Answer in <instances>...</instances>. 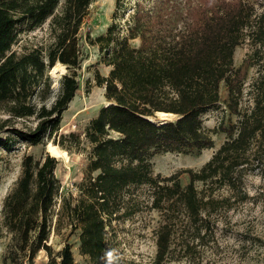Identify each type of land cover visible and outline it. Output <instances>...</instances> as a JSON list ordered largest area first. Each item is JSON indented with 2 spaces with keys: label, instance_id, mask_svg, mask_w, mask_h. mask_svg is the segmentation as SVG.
<instances>
[{
  "label": "trees",
  "instance_id": "1",
  "mask_svg": "<svg viewBox=\"0 0 264 264\" xmlns=\"http://www.w3.org/2000/svg\"><path fill=\"white\" fill-rule=\"evenodd\" d=\"M93 1L0 0V104L9 115L0 119V145L10 149L16 140L37 145L48 139L67 147L63 138L58 141L54 135L80 87L81 33ZM123 1L116 0L117 11L123 9ZM255 3L264 8V0ZM48 21L50 44L22 53L13 50L25 26L35 29ZM115 29L113 23L106 34L86 35L111 67L107 76L96 73V84L105 88L110 105L103 106L86 128L93 147L80 194L61 193L55 156L26 155L21 175L3 204L4 225L13 235L6 259L12 262L33 264L45 250L47 264H75L70 243L59 252L49 244L54 232L62 234L66 228L68 235L80 230L81 255L91 264H102L107 227L128 212L123 211L124 193L132 186L148 185L151 208L170 219L159 233L153 263L163 264L171 232L179 225L173 219L185 213L197 237L202 236V230L212 226L207 218L249 198L245 178L264 168V10L259 13L255 4L245 0H154L149 7L137 3L127 37L117 35ZM247 38L252 51L236 67V48ZM131 39L140 40L139 46H133ZM57 63L67 72L56 99L48 105L55 92L50 71ZM252 65H259L247 93L253 104L242 109ZM223 81L229 87L228 107L239 119L220 129L235 136L199 170L156 174L152 158L157 154L213 147L203 116L218 106ZM158 112L176 119L163 124L151 120ZM18 119L33 120L34 125L16 127ZM183 173L190 178L185 186L180 181ZM197 182L208 184V189L199 191ZM224 187L231 193L217 196Z\"/></svg>",
  "mask_w": 264,
  "mask_h": 264
},
{
  "label": "rangeland",
  "instance_id": "2",
  "mask_svg": "<svg viewBox=\"0 0 264 264\" xmlns=\"http://www.w3.org/2000/svg\"><path fill=\"white\" fill-rule=\"evenodd\" d=\"M153 1L124 0L123 9L119 11L116 10V0H94L91 4L90 14L82 27L80 40L83 51L81 69L78 70L77 77L80 87L76 97L69 104L68 110L63 113L58 134L54 135L58 141L64 139L66 148L55 145L48 139L37 145L16 140L10 149L0 145V264H21L20 261L12 262L11 259H6L13 235L4 225L3 204L6 195L16 185L21 175L22 163L26 155L41 159L47 153L53 155L49 149L50 144L56 146L61 152V156H55L59 162L56 174L62 185L61 193L63 196L72 195L73 197H78L80 194L79 184L86 176L93 147L85 131L89 122L98 115L99 110L109 104L105 97V88L96 84V73L107 76L111 70V67L102 61L99 47L90 45L86 35L90 33L92 37H97L106 34L108 28L116 23L115 33L121 37H127L131 15L137 3L141 2L145 7H149ZM245 1L255 4L259 13L264 10L260 4L255 3V0ZM48 23L49 21L35 29H28L25 26L13 50L22 53L28 49L50 44L53 38ZM130 43L137 47L140 40L131 39ZM251 51L252 46L247 38L244 44L236 48L235 66H241ZM258 70L259 65H252L249 68L244 85L242 109L253 104L251 96L247 93L250 84L258 75ZM50 72L52 74V70ZM66 72L67 68L57 77L52 76L55 92L48 101V105L56 99L60 79ZM220 92L221 100L218 106L203 116V127L213 137V147L195 149L189 153L157 154L152 158L156 174L160 173L165 177L188 168L199 170L226 140L235 136V134L228 135L220 129L221 125L229 128L239 119L238 115L233 114L228 107L229 87L225 81L221 83ZM8 116L3 105L0 104V119H6ZM163 118L164 116L157 114L154 121L160 122ZM167 118L168 120L176 119L174 115ZM15 124L16 127L22 128L26 125L33 126L34 121L25 122L18 119ZM72 134L79 139H73ZM1 135L6 133L2 132ZM112 135L118 137L116 133ZM78 140H80L79 144L76 143ZM180 181L183 186L187 185L190 181L188 174L183 173ZM196 186L199 191L208 189V184L203 182H197ZM244 188L249 194L245 202L236 203L227 210H220L209 218L206 213L202 215L203 219L207 218L212 222V226L204 228L200 237H197V233L191 227V219L185 213L173 219L179 225L171 232L169 253L163 264H264V168L248 174ZM216 193L217 196H228L231 191L229 187H224ZM151 195L148 185L132 186L124 193L123 211L127 209L128 212L121 219L113 220L112 225L107 227L102 264H153L155 262L159 233L170 219L161 211L151 208ZM79 236L80 230L68 235V230L64 228L62 234L54 232L51 235L49 244L55 252H59L66 243H70L75 264H91L88 258L80 253ZM48 261L47 252L42 250L33 264H47ZM24 264H32V262L26 260Z\"/></svg>",
  "mask_w": 264,
  "mask_h": 264
},
{
  "label": "bare ground",
  "instance_id": "3",
  "mask_svg": "<svg viewBox=\"0 0 264 264\" xmlns=\"http://www.w3.org/2000/svg\"><path fill=\"white\" fill-rule=\"evenodd\" d=\"M66 69V66L58 63L53 69H52V75L54 77H57L60 73H63ZM159 115L164 116V117H169V116H173V114H169V113H159ZM151 120L154 121V118H152ZM49 149L52 151V154L54 156H61V152L57 149L56 146H53L52 144L49 145Z\"/></svg>",
  "mask_w": 264,
  "mask_h": 264
},
{
  "label": "water",
  "instance_id": "4",
  "mask_svg": "<svg viewBox=\"0 0 264 264\" xmlns=\"http://www.w3.org/2000/svg\"><path fill=\"white\" fill-rule=\"evenodd\" d=\"M50 74H51V72H50ZM51 76H53L52 74H51ZM108 105H110V104H108ZM107 105V106H108ZM160 112H158L157 114H159ZM162 113V112H161ZM166 121H168V118L167 117H164L163 119H161V121H160V123L161 124H163V123H165Z\"/></svg>",
  "mask_w": 264,
  "mask_h": 264
}]
</instances>
